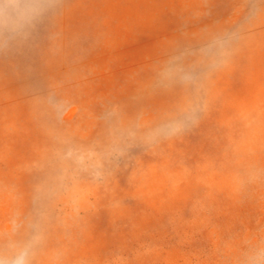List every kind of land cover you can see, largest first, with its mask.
<instances>
[{
	"label": "rangeland",
	"instance_id": "obj_1",
	"mask_svg": "<svg viewBox=\"0 0 264 264\" xmlns=\"http://www.w3.org/2000/svg\"><path fill=\"white\" fill-rule=\"evenodd\" d=\"M0 43V256L264 264V0H42Z\"/></svg>",
	"mask_w": 264,
	"mask_h": 264
},
{
	"label": "clouds",
	"instance_id": "obj_2",
	"mask_svg": "<svg viewBox=\"0 0 264 264\" xmlns=\"http://www.w3.org/2000/svg\"><path fill=\"white\" fill-rule=\"evenodd\" d=\"M44 11L42 0H0V43L25 38ZM27 247L10 258L0 256V264H29Z\"/></svg>",
	"mask_w": 264,
	"mask_h": 264
}]
</instances>
